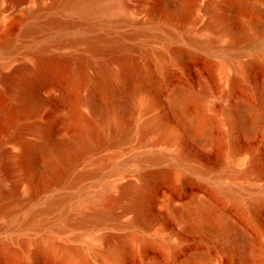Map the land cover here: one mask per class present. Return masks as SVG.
Listing matches in <instances>:
<instances>
[{"label": "bare ground", "instance_id": "6f19581e", "mask_svg": "<svg viewBox=\"0 0 264 264\" xmlns=\"http://www.w3.org/2000/svg\"><path fill=\"white\" fill-rule=\"evenodd\" d=\"M25 1L0 0V11H9L0 12L6 14H0V264L19 259L38 264L45 257L82 264L79 251L60 245L55 234L44 232L51 227V214L57 213V220L67 225L93 227L109 220L106 211L118 192L128 198L131 223L145 224L149 193L157 179L174 174V166L180 165L204 173L205 169L192 165L180 139L196 138L200 133L203 137L197 140L207 142L218 125L206 104L210 83L201 78L197 89L183 83L171 86L167 101L174 123L153 112L158 106L155 89L168 67L178 64L188 52L242 58L244 48L256 49L262 50L256 59L264 62V21H259L257 37L235 25L242 6L259 10L263 17L264 7L255 0H34L22 8ZM120 12L129 17L121 20ZM122 26L130 29L120 30ZM81 45H86L92 55L78 51ZM252 61H239L234 70L239 79L247 76ZM81 69L86 71L87 84L82 103L76 108L79 111L87 106L95 111L104 145H117L132 131H152L159 141L176 147L169 154L156 151L135 155L137 179L113 178L94 194L78 188L100 165L98 161L92 169H77L81 157L95 148L83 116L71 106L66 118L75 133L64 137L53 133L50 122L41 120L40 84L46 83L47 91L56 93L52 80L76 83ZM110 87L118 93L119 104L116 99L103 98ZM257 99L262 109L257 112L246 96L235 98L231 104L247 131L252 128L246 125L249 111H253V120L264 123V77ZM142 105L153 113L139 119ZM27 128L33 138L27 137ZM168 156L174 158L173 167L162 165ZM250 164L255 169V157ZM215 190L227 198L234 196L228 188L216 186ZM260 195L244 205L237 203L255 232L232 219L207 196L194 194L181 207L169 206L177 217L192 212L199 219L208 216L220 221L227 229L220 251L238 246L240 264H264V227L258 217L264 200ZM102 251L103 264H126L130 236H109ZM215 255L199 249L174 264H212Z\"/></svg>", "mask_w": 264, "mask_h": 264}, {"label": "rangeland", "instance_id": "374dc122", "mask_svg": "<svg viewBox=\"0 0 264 264\" xmlns=\"http://www.w3.org/2000/svg\"><path fill=\"white\" fill-rule=\"evenodd\" d=\"M34 0H26L21 6L29 5ZM260 7H264V0H255ZM9 12L1 10L0 12ZM6 12V14H7ZM23 13V11H17ZM1 15L4 13H0ZM4 14V15H6ZM121 20L129 17L124 13H118ZM264 17L259 10L244 5L240 8L235 25L245 32L258 36ZM15 27V26H14ZM17 27V26H16ZM15 27V28H16ZM120 30H129V26H122ZM223 45V44H222ZM244 56H228L223 53L208 55L203 53H186L178 64L168 67L164 75L159 78V84L155 89L158 101L157 110L153 111L160 117L174 123L170 107L168 105V93L171 86L183 83L191 88H199L200 82L205 78L210 83V94L206 98L209 111L218 121L207 142L197 140L203 137L198 134L196 138L182 137L180 139L183 148L191 160L192 165L204 170V173L188 166H174V174L164 176L156 180L152 191L149 193L147 203L148 220L145 224H132L133 212L128 210V198L115 192V201L110 210L106 211L109 220L104 223L86 227L83 225H67L64 221L57 220V213L49 217L52 222L45 233L55 234L60 245H69L79 251L83 256L82 264H103L105 258L103 243L113 234H127L131 240V251L126 255V264H174L179 258L188 253L203 249L216 254L212 264H240V250L234 246L230 251H220L226 241L227 229L220 221L205 216L201 219L192 213L177 217L170 209V204L183 206L189 203L194 194H200L211 198L232 219L255 232V227L248 221L247 215L241 213L237 203L246 204L252 197L261 194L264 200V123L252 119L253 111L247 113V124L251 130L247 131L243 122L231 109L232 101L239 96L252 99L255 112L262 110L259 107L257 91L264 77V62L256 59L258 53L244 48ZM81 53L92 55L86 45L78 48ZM95 59V58H94ZM253 60L248 67L247 76L239 79L235 67L240 60ZM202 78V79H201ZM226 78V79H225ZM204 80V79H203ZM87 75L85 70H79L76 83L67 79L52 80L57 92L51 94L47 91V84L41 83V96L43 106L41 108V120L50 122L53 133L59 137L72 135L74 128L66 118V113L71 106L75 112H80L85 123L89 126L95 148L84 154L77 164L78 170L92 169L95 162L100 163L99 169L80 182L78 188H84L87 193L94 194L113 178L137 179L139 167L133 161L137 154H151L153 152L172 153L176 151L175 145L159 141L158 134L152 131L139 133L132 131L131 136L117 145H104V138L100 120L91 107H80L83 93L86 87ZM232 91L228 96L227 92ZM102 96L105 99L118 100L115 88L110 87ZM65 111V114H64ZM74 112V114H75ZM149 108L141 106L138 118H146L152 115ZM27 128L26 135L33 138ZM256 158L255 169H252L250 160ZM174 158L165 157L163 167H173ZM116 165L113 167V165ZM101 166V167H100ZM119 166L120 168H116ZM97 169V168H96ZM125 177V178H123ZM228 188L234 193L233 197L222 196L216 192L215 187ZM118 196V197H117ZM76 217V214H73ZM259 223L264 227V205L258 211ZM56 228L60 229L57 232ZM217 252V253H216ZM264 263V249L262 252ZM67 264L57 257H45L38 264ZM7 264H31L26 260H14Z\"/></svg>", "mask_w": 264, "mask_h": 264}]
</instances>
